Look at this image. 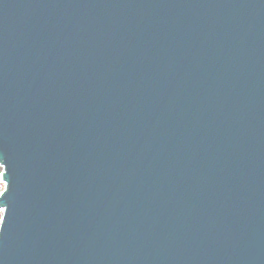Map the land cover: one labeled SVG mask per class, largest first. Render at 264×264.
I'll return each mask as SVG.
<instances>
[{
  "label": "water",
  "instance_id": "95a60500",
  "mask_svg": "<svg viewBox=\"0 0 264 264\" xmlns=\"http://www.w3.org/2000/svg\"><path fill=\"white\" fill-rule=\"evenodd\" d=\"M0 157V264H264V0H0Z\"/></svg>",
  "mask_w": 264,
  "mask_h": 264
},
{
  "label": "snow or ice",
  "instance_id": "6c2138e0",
  "mask_svg": "<svg viewBox=\"0 0 264 264\" xmlns=\"http://www.w3.org/2000/svg\"><path fill=\"white\" fill-rule=\"evenodd\" d=\"M5 164H7V162L3 159V157H0V165L3 166V174H2L3 181H0V183H4V184H5V181L10 182V180L8 179L9 168L7 167V170H5V168H4ZM10 193H11V183L8 184V190L7 191L0 192V210H2L4 213L3 222H2V224H0V231H2L3 227L7 223L8 212L10 211V209H8V211H5L4 205L7 204Z\"/></svg>",
  "mask_w": 264,
  "mask_h": 264
},
{
  "label": "clouds",
  "instance_id": "9594fccd",
  "mask_svg": "<svg viewBox=\"0 0 264 264\" xmlns=\"http://www.w3.org/2000/svg\"><path fill=\"white\" fill-rule=\"evenodd\" d=\"M2 174H3V166L0 165V176H2ZM7 187H8V185H6L4 183L0 184V192L6 191ZM3 216H4V213L2 210H0V224H2V222H3ZM3 233H4V231H0V236H2Z\"/></svg>",
  "mask_w": 264,
  "mask_h": 264
},
{
  "label": "rangeland",
  "instance_id": "374dc122",
  "mask_svg": "<svg viewBox=\"0 0 264 264\" xmlns=\"http://www.w3.org/2000/svg\"><path fill=\"white\" fill-rule=\"evenodd\" d=\"M0 181H2V176H0ZM0 184H2V183H0Z\"/></svg>",
  "mask_w": 264,
  "mask_h": 264
}]
</instances>
